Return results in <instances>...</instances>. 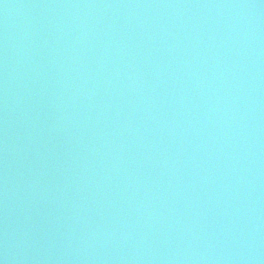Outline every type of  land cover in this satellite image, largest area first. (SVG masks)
<instances>
[{
  "label": "water",
  "instance_id": "obj_1",
  "mask_svg": "<svg viewBox=\"0 0 264 264\" xmlns=\"http://www.w3.org/2000/svg\"><path fill=\"white\" fill-rule=\"evenodd\" d=\"M0 264H264V0H0Z\"/></svg>",
  "mask_w": 264,
  "mask_h": 264
}]
</instances>
